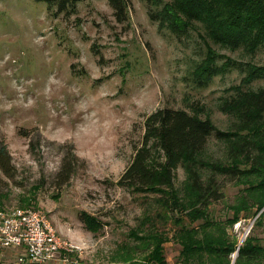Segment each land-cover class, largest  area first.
<instances>
[{
	"label": "rangeland",
	"instance_id": "374dc122",
	"mask_svg": "<svg viewBox=\"0 0 264 264\" xmlns=\"http://www.w3.org/2000/svg\"><path fill=\"white\" fill-rule=\"evenodd\" d=\"M128 2V20L119 23L109 0H78L71 14L46 0H0V149L13 166L10 177L0 168V209L31 207L50 218L73 245L50 264H234L237 252L218 258L207 242L264 245V206L235 208L245 183L221 178L225 196L205 210L183 195L182 168L177 189L164 195L167 207L165 197L117 182L159 108L231 131L237 119L221 104L238 88L264 87V78L246 76L248 63L264 65V46L255 54L223 49L200 22L179 36L151 19L158 9L148 0ZM209 44L216 55L205 64L224 66L212 79L196 72ZM227 148L212 137L204 156L225 159ZM9 251H0V264H18L19 250Z\"/></svg>",
	"mask_w": 264,
	"mask_h": 264
},
{
	"label": "trees",
	"instance_id": "16d2710c",
	"mask_svg": "<svg viewBox=\"0 0 264 264\" xmlns=\"http://www.w3.org/2000/svg\"><path fill=\"white\" fill-rule=\"evenodd\" d=\"M148 1L151 8L158 9L150 11L151 19L179 36L187 35L193 23L200 22L207 37L223 49L255 54L264 46V0H224L221 4L213 0H170L160 5ZM46 2L49 8L56 7L57 13L71 14L75 13L78 0ZM109 4L116 20L125 23L129 17L128 0H109ZM213 51L209 44L206 57L196 68L198 73L202 69L211 73V79L224 67L205 64L209 57L215 58ZM246 71L250 82L264 78V65L250 62ZM196 80L201 81L198 75ZM221 109L237 119L231 131H223L211 119L184 109L164 107L149 114L141 145L136 146L133 160L117 184L134 193L157 194L164 199L166 193H171L169 189H177L176 172L182 168L186 174L183 195H189L194 206L207 210L223 199L221 178H226L234 184H246L236 209H260L264 206V87L238 88L235 96L221 104ZM212 137L228 143L225 159L204 156ZM157 151L161 157L156 156ZM243 163L250 166L242 168ZM12 167V157L4 145L0 149V168L10 177ZM69 171L68 165L66 172ZM251 178L255 180L250 181ZM169 199L164 201L166 207ZM207 248L218 258L230 259L237 252L234 264H264V245L251 239L237 248L214 242H207Z\"/></svg>",
	"mask_w": 264,
	"mask_h": 264
},
{
	"label": "built area",
	"instance_id": "2783aa9c",
	"mask_svg": "<svg viewBox=\"0 0 264 264\" xmlns=\"http://www.w3.org/2000/svg\"><path fill=\"white\" fill-rule=\"evenodd\" d=\"M19 250L18 264H50L73 245L61 238L50 218L36 208L0 209V251Z\"/></svg>",
	"mask_w": 264,
	"mask_h": 264
},
{
	"label": "crops",
	"instance_id": "0c3cea01",
	"mask_svg": "<svg viewBox=\"0 0 264 264\" xmlns=\"http://www.w3.org/2000/svg\"><path fill=\"white\" fill-rule=\"evenodd\" d=\"M6 252H7V254H8V252H10L9 250H4L3 252H2V257L4 258V257H7L6 255ZM12 252V254H13V252H14V250L13 251H11Z\"/></svg>",
	"mask_w": 264,
	"mask_h": 264
},
{
	"label": "water",
	"instance_id": "95a60500",
	"mask_svg": "<svg viewBox=\"0 0 264 264\" xmlns=\"http://www.w3.org/2000/svg\"><path fill=\"white\" fill-rule=\"evenodd\" d=\"M236 258H237V254H236V256H235V260H236Z\"/></svg>",
	"mask_w": 264,
	"mask_h": 264
}]
</instances>
